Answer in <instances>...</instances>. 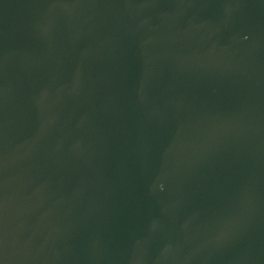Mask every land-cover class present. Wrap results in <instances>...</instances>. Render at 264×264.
<instances>
[{
	"label": "water",
	"instance_id": "1",
	"mask_svg": "<svg viewBox=\"0 0 264 264\" xmlns=\"http://www.w3.org/2000/svg\"><path fill=\"white\" fill-rule=\"evenodd\" d=\"M0 264H264V0H0Z\"/></svg>",
	"mask_w": 264,
	"mask_h": 264
}]
</instances>
